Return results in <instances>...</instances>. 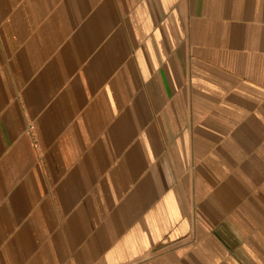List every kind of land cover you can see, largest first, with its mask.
Here are the masks:
<instances>
[{"label": "crops", "instance_id": "crops-1", "mask_svg": "<svg viewBox=\"0 0 264 264\" xmlns=\"http://www.w3.org/2000/svg\"><path fill=\"white\" fill-rule=\"evenodd\" d=\"M0 264H264V0H0Z\"/></svg>", "mask_w": 264, "mask_h": 264}]
</instances>
